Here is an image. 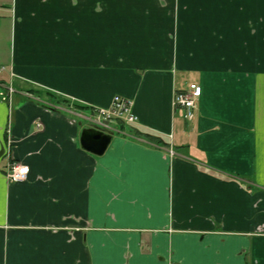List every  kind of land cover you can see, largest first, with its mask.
<instances>
[{
  "label": "crops",
  "instance_id": "1",
  "mask_svg": "<svg viewBox=\"0 0 264 264\" xmlns=\"http://www.w3.org/2000/svg\"><path fill=\"white\" fill-rule=\"evenodd\" d=\"M0 7V264H264V0ZM116 96L138 122L95 156Z\"/></svg>",
  "mask_w": 264,
  "mask_h": 264
},
{
  "label": "built area",
  "instance_id": "2",
  "mask_svg": "<svg viewBox=\"0 0 264 264\" xmlns=\"http://www.w3.org/2000/svg\"><path fill=\"white\" fill-rule=\"evenodd\" d=\"M8 92L13 93V89L10 88ZM201 94L202 88L197 84H191L187 91H178L174 98L175 113L188 121L193 120ZM133 107L132 100L116 96L108 108L95 110V114L90 118L91 126L105 133H116V124H137L138 117L133 113ZM37 126L41 128L42 124L38 123ZM6 153L9 159V150ZM28 174L29 168L16 161H9L5 171V176L10 182H24Z\"/></svg>",
  "mask_w": 264,
  "mask_h": 264
},
{
  "label": "water",
  "instance_id": "3",
  "mask_svg": "<svg viewBox=\"0 0 264 264\" xmlns=\"http://www.w3.org/2000/svg\"><path fill=\"white\" fill-rule=\"evenodd\" d=\"M113 135L105 134L99 130L85 129L81 135V146L83 149L95 156H102L111 144Z\"/></svg>",
  "mask_w": 264,
  "mask_h": 264
},
{
  "label": "trees",
  "instance_id": "4",
  "mask_svg": "<svg viewBox=\"0 0 264 264\" xmlns=\"http://www.w3.org/2000/svg\"><path fill=\"white\" fill-rule=\"evenodd\" d=\"M121 127L124 128V126L119 125V128H121ZM129 131H130L131 133H134L135 136L145 137L148 141L155 142V143H157V144H163V145H166V144H164V142H163L160 138H158V137H153V136H150V135H148V134H142V133H140V132H138L137 130L132 129V128H130Z\"/></svg>",
  "mask_w": 264,
  "mask_h": 264
},
{
  "label": "rangeland",
  "instance_id": "5",
  "mask_svg": "<svg viewBox=\"0 0 264 264\" xmlns=\"http://www.w3.org/2000/svg\"><path fill=\"white\" fill-rule=\"evenodd\" d=\"M0 10H2V7H0ZM2 16V14H1V12H0V20L3 18V17H1ZM86 124V123H85ZM88 124V123H87ZM119 125V124H118Z\"/></svg>",
  "mask_w": 264,
  "mask_h": 264
}]
</instances>
